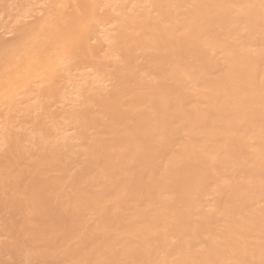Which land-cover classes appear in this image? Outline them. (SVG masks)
I'll return each instance as SVG.
<instances>
[{"label": "bare ground", "instance_id": "1", "mask_svg": "<svg viewBox=\"0 0 264 264\" xmlns=\"http://www.w3.org/2000/svg\"><path fill=\"white\" fill-rule=\"evenodd\" d=\"M0 264H264V0H0Z\"/></svg>", "mask_w": 264, "mask_h": 264}]
</instances>
